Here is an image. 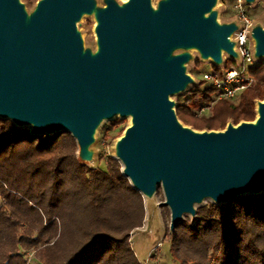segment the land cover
<instances>
[{
	"label": "water",
	"instance_id": "obj_1",
	"mask_svg": "<svg viewBox=\"0 0 264 264\" xmlns=\"http://www.w3.org/2000/svg\"><path fill=\"white\" fill-rule=\"evenodd\" d=\"M215 0H171L152 15L149 0L120 9L109 3L100 14L101 53L82 55L74 21L90 10L85 0H44L30 27L16 0H0V118L33 124V135L69 132L90 142L103 116L131 114L134 126L121 144L124 176L139 192L163 186L172 210L171 229L195 201L226 203L264 189V105L258 126L242 124L217 135L183 129L168 96L189 78L181 58L165 62L170 47H198L219 62L220 47L231 51L228 34L202 16ZM256 52L264 56V33ZM24 42L18 48V40Z\"/></svg>",
	"mask_w": 264,
	"mask_h": 264
},
{
	"label": "trees",
	"instance_id": "obj_2",
	"mask_svg": "<svg viewBox=\"0 0 264 264\" xmlns=\"http://www.w3.org/2000/svg\"><path fill=\"white\" fill-rule=\"evenodd\" d=\"M249 75L253 83L238 105L216 101V90L200 81L178 100V119L208 131L229 120L253 121L256 102L264 100V60ZM119 123L110 122L104 137ZM76 154L69 132L36 136L0 118V262L27 264L17 250L25 246L35 248L37 264H140L129 241L144 226L142 194L115 159V169L93 170ZM166 237L176 264H264V192L202 207L193 223L181 221Z\"/></svg>",
	"mask_w": 264,
	"mask_h": 264
},
{
	"label": "rangeland",
	"instance_id": "obj_3",
	"mask_svg": "<svg viewBox=\"0 0 264 264\" xmlns=\"http://www.w3.org/2000/svg\"><path fill=\"white\" fill-rule=\"evenodd\" d=\"M44 0H34L33 3L28 4L23 0H16L17 4L22 8L24 14V26L25 29H30L32 26L41 2ZM90 4V10L83 11L82 14L74 21L75 33L79 38L82 45V55H88L91 59H94L98 55V49L100 46V38L96 32V21L100 17V14L109 3H115L117 6H125L128 0H85ZM168 0H149L150 9L157 14L160 11L161 6ZM247 4L246 10L249 16L253 20L254 32L264 30V0H244ZM216 5L213 6L208 12H206L205 20L213 19L214 24L218 27L240 26L236 13V1L235 0H215ZM235 32V31H234ZM234 32L232 33L234 37ZM253 32V35H254ZM253 36L252 48L255 50V60L252 65L264 60V56L257 57L256 55V42ZM233 39V38H232ZM24 42V38L18 40V48ZM235 46V43L231 42ZM251 50V47H250ZM181 58L182 62L180 67L184 71V74L189 78V82L184 84L182 90L174 92L168 96L170 103L172 104L171 110L175 114L177 122L197 135H217L225 133L230 127L237 128L242 124H254L258 118V105L263 101H257L255 106L254 120L250 122L241 121L238 124L232 120L226 123L224 129L218 130H195L194 128L185 125L178 119L177 116V104L180 98L188 96V92L192 88L201 87L200 81L203 80V73L212 71V67L223 68L226 63L234 61L237 66L242 63L239 52L234 51V54H230L226 50L221 56L219 62L208 60L204 57L201 50L195 48L193 45L177 44L169 48L165 62H171L174 59ZM200 73V74H199ZM206 85H209L206 83ZM241 96L231 101L232 104L238 105L240 103ZM208 110L204 111V114H208ZM128 115H119L116 117L102 118L98 125L94 128L93 134L90 135V142L84 146L77 142V154L78 161L93 170L107 171L110 167L115 169L116 165L112 163L111 159H115L120 167V171L124 174L126 165L122 159V153L116 144L121 139L127 130L132 125L133 118ZM110 122H120L117 128L110 131L107 137H104V129ZM24 128L33 129V124H26ZM117 175V173H115ZM127 178V177H126ZM131 185L135 186L134 182L127 178ZM264 192V189L261 193ZM144 198L145 205V222L144 226L131 233L129 241L130 247L140 264H176L171 255V246L169 237H166V231L172 233L171 229V215L172 210L169 206L164 205L167 201L163 186L156 187L151 193L145 194L140 192ZM248 195V194H245ZM210 204H223L216 202L211 197H204L197 200L192 205V210L185 212L182 215V221L187 223H193L196 220V213L198 209ZM37 232L31 233L29 236L31 239L36 238ZM20 254L26 259L27 264H37L35 248L19 247L17 249ZM3 264V262H0Z\"/></svg>",
	"mask_w": 264,
	"mask_h": 264
},
{
	"label": "built area",
	"instance_id": "obj_4",
	"mask_svg": "<svg viewBox=\"0 0 264 264\" xmlns=\"http://www.w3.org/2000/svg\"><path fill=\"white\" fill-rule=\"evenodd\" d=\"M235 1L240 26L234 32L233 42L236 52L240 54L242 63L237 66H230L228 69L224 66L221 68V72H216L213 69L210 72H204L203 80L216 90V101L222 99L233 101L253 83V79L249 75L250 67L248 68V65H252L255 60V50L252 48L254 24L246 10L244 0ZM205 110L202 109L201 113H204Z\"/></svg>",
	"mask_w": 264,
	"mask_h": 264
},
{
	"label": "bare ground",
	"instance_id": "obj_5",
	"mask_svg": "<svg viewBox=\"0 0 264 264\" xmlns=\"http://www.w3.org/2000/svg\"><path fill=\"white\" fill-rule=\"evenodd\" d=\"M131 2V0H128V2H126V4L125 5H127V4H129ZM171 2V0H168L167 2H166V4H169ZM216 5V3H214V5L213 6H215ZM108 8H109V6H106L105 8H104V10L102 11V13H105L107 10H108ZM125 8V6H121L120 7V9H124ZM152 11V10H151ZM82 14V12L80 13V15ZM152 15L154 16L155 15V11H152ZM202 19H205V15H203L202 16ZM96 32L98 31V29L102 26V22H101V20H100V17L98 18V21H96ZM263 33H264V30L262 31ZM233 38V35H232V33H230V34H228L227 35V37H226V41H227V43H229V44H231V42H232V39ZM254 40H255V46H256V52H258V50H259V47L262 45V40L260 39V37L258 36V35H256L255 36V38H254ZM195 48H197L198 49V47H196V46H194ZM101 50H102V48H101V45L99 46V49H98V55L101 53ZM236 50V48H235V46L234 45H232L231 46V51L232 52H234ZM224 53V49L223 48H221L220 47V51H219V57H221L222 56V54ZM204 57H206L208 60H213V61H216V59H214L210 54H204ZM261 105H264V102H262V103H260L259 105H258V118H257V120H256V122L254 123L256 126H258V124H259V121H260V119H261ZM119 115H121V113H116V114H114V115H112V116H103L102 118H106V117H116V116H119ZM129 117H131V118H133V116L130 114L129 115ZM134 126V120L132 121V125L130 126V128H132ZM182 128L183 129H185L183 126H182ZM93 131H94V129L92 130V133L91 134H93ZM126 135H127V132L125 133V135L121 138V139H119L118 140V142H117V144H116V146H117V148H119L120 149V147H121V144H122V142L124 141V139L126 138ZM145 194H149L150 192H144Z\"/></svg>",
	"mask_w": 264,
	"mask_h": 264
}]
</instances>
